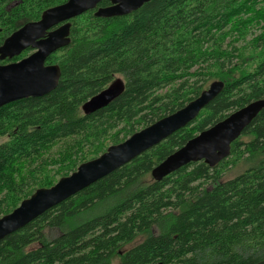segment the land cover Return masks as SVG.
Listing matches in <instances>:
<instances>
[{
  "label": "trees",
  "instance_id": "obj_1",
  "mask_svg": "<svg viewBox=\"0 0 264 264\" xmlns=\"http://www.w3.org/2000/svg\"><path fill=\"white\" fill-rule=\"evenodd\" d=\"M67 1L0 0V45ZM70 23L69 45L45 63L60 69L57 88L0 108V218L212 82L224 88L186 127L0 241V264L264 260V109L215 167L201 161L160 182L151 177L198 133L264 99V0H151L127 16L88 11ZM116 78L122 95L85 116L82 105ZM238 162L246 169L224 179Z\"/></svg>",
  "mask_w": 264,
  "mask_h": 264
},
{
  "label": "water",
  "instance_id": "obj_2",
  "mask_svg": "<svg viewBox=\"0 0 264 264\" xmlns=\"http://www.w3.org/2000/svg\"><path fill=\"white\" fill-rule=\"evenodd\" d=\"M102 1L68 0L45 10L38 21L23 25L3 41L0 62L12 60L26 50L31 53L19 61L0 65V108L22 99L44 97L57 88L60 69L45 63L51 54L69 45L71 20L88 11H94L95 17L104 19L127 16L151 0H109V6L98 7ZM124 88L121 78L114 79L82 105V113L89 116L106 108L122 95ZM223 88V82H212L183 108L132 134L122 143L109 146L99 157L82 163L52 187L37 189L11 213L0 218V241L186 127ZM263 109L264 99L250 102L201 131L157 164L151 170L152 179L160 182L190 163L203 161L208 167H215L230 156L231 144ZM256 264H264V260Z\"/></svg>",
  "mask_w": 264,
  "mask_h": 264
},
{
  "label": "rangeland",
  "instance_id": "obj_3",
  "mask_svg": "<svg viewBox=\"0 0 264 264\" xmlns=\"http://www.w3.org/2000/svg\"><path fill=\"white\" fill-rule=\"evenodd\" d=\"M254 32H256V31H254ZM252 35L253 34L248 35L246 41L250 40ZM247 140H248V138H246V137L241 138V141H243V142L247 141ZM237 164H238L237 166L232 167L231 169L226 171L224 179H232V178L236 177L237 175L241 174L247 167L246 165L242 164V162H238ZM141 239L142 238L137 239L134 243H132L131 245H128L126 248L133 246L134 244L138 243ZM114 264H118V261L116 259L114 260Z\"/></svg>",
  "mask_w": 264,
  "mask_h": 264
},
{
  "label": "flooded vegetation",
  "instance_id": "obj_4",
  "mask_svg": "<svg viewBox=\"0 0 264 264\" xmlns=\"http://www.w3.org/2000/svg\"><path fill=\"white\" fill-rule=\"evenodd\" d=\"M31 53V52H30ZM10 63V62H9ZM6 64H8V63H6ZM0 65H5V64H0Z\"/></svg>",
  "mask_w": 264,
  "mask_h": 264
}]
</instances>
